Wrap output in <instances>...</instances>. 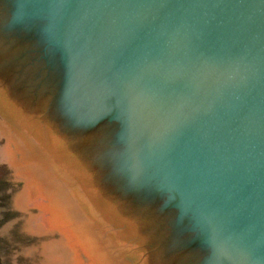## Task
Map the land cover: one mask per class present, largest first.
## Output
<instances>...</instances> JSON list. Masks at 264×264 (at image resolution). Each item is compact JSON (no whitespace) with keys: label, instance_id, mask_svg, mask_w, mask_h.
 Wrapping results in <instances>:
<instances>
[{"label":"water","instance_id":"obj_1","mask_svg":"<svg viewBox=\"0 0 264 264\" xmlns=\"http://www.w3.org/2000/svg\"><path fill=\"white\" fill-rule=\"evenodd\" d=\"M0 128L77 264H264V0H0Z\"/></svg>","mask_w":264,"mask_h":264},{"label":"rangeland","instance_id":"obj_2","mask_svg":"<svg viewBox=\"0 0 264 264\" xmlns=\"http://www.w3.org/2000/svg\"><path fill=\"white\" fill-rule=\"evenodd\" d=\"M0 264H77L1 128Z\"/></svg>","mask_w":264,"mask_h":264}]
</instances>
